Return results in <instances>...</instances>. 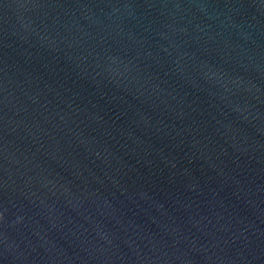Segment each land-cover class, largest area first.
I'll use <instances>...</instances> for the list:
<instances>
[{
	"label": "water",
	"instance_id": "95a60500",
	"mask_svg": "<svg viewBox=\"0 0 264 264\" xmlns=\"http://www.w3.org/2000/svg\"><path fill=\"white\" fill-rule=\"evenodd\" d=\"M0 264H264V0H0Z\"/></svg>",
	"mask_w": 264,
	"mask_h": 264
}]
</instances>
